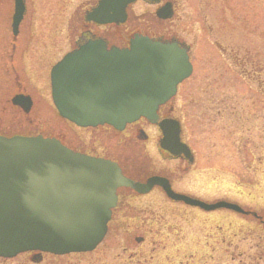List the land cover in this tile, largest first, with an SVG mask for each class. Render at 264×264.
Wrapping results in <instances>:
<instances>
[{
  "label": "rangeland",
  "instance_id": "rangeland-1",
  "mask_svg": "<svg viewBox=\"0 0 264 264\" xmlns=\"http://www.w3.org/2000/svg\"><path fill=\"white\" fill-rule=\"evenodd\" d=\"M78 1H43L34 17L26 20L29 26L23 31L24 42L32 51L24 58V65L18 69L16 65L11 87L18 83L33 93L34 100H41L35 85L37 89L48 87L45 69L73 40L68 12ZM177 1L179 18L174 22L130 17L126 26L128 32L141 28L149 32L151 26L150 34L165 30L190 46L192 72L179 85L175 102L176 115L183 120L184 138L197 154L196 169L188 175L186 188L207 199L222 198L262 212L264 0ZM153 7L142 1L132 5L136 14ZM121 30L115 28L113 32ZM2 83L0 101L4 104L8 85ZM44 99L50 113H40L37 120L46 122L48 118L54 123L58 117L51 109L52 101L48 94ZM157 200L164 203L162 197ZM159 206L141 214L159 220L152 226L138 221L110 222L102 241L90 252L44 253L37 263L22 253L0 257V264H264V228L255 222H244L227 210L161 211ZM115 215L119 220L122 214ZM137 237L143 239L137 241Z\"/></svg>",
  "mask_w": 264,
  "mask_h": 264
},
{
  "label": "water",
  "instance_id": "water-1",
  "mask_svg": "<svg viewBox=\"0 0 264 264\" xmlns=\"http://www.w3.org/2000/svg\"><path fill=\"white\" fill-rule=\"evenodd\" d=\"M134 1L98 0L86 19L118 24ZM18 21L19 13L13 28ZM190 73L186 49L175 41L135 35L127 47L107 49L104 41L88 39L52 66L51 97L61 117L81 126L121 129L144 117L160 128L162 149L188 156L178 121L160 119L157 109ZM155 183L170 199L205 211L247 213L224 199L207 202L174 192L156 177L136 183L116 163L75 153L52 138L0 135V257L33 252L30 261L37 263L44 252L92 251L106 233L116 188L146 192Z\"/></svg>",
  "mask_w": 264,
  "mask_h": 264
},
{
  "label": "flooded vegetation",
  "instance_id": "flooded-vegetation-1",
  "mask_svg": "<svg viewBox=\"0 0 264 264\" xmlns=\"http://www.w3.org/2000/svg\"><path fill=\"white\" fill-rule=\"evenodd\" d=\"M43 1L46 2V0H39L37 2L36 0H0V87L1 85L3 86L2 82H4V85H8V100L4 104L0 101V135L6 137L22 135L54 138L76 153L115 162L120 168L122 175L136 183L145 185L149 179L156 177L161 182L169 185L175 192L185 193L206 201L219 199H207L190 192L186 188L188 185V175L196 169L197 154L191 147V143L185 140L183 120L176 115L177 108L175 107V102L179 94V85L183 81L177 85L176 93L172 99L159 106L157 113L160 118L170 117L179 122L180 140L187 144L190 150L188 156L183 153L172 155L161 149L159 146L161 136L159 127L149 123L142 117L125 124L121 129H116L105 124L79 126L60 117L52 104L51 109H54L58 117L53 119L54 123L49 122L48 118L46 120L44 119L46 122H42L41 118L37 120L40 113H50V106H48L49 104H47L48 102L44 98L48 94L51 99L50 69L52 65L66 52L77 47L85 39H102L107 49H111L112 47H127L129 40L135 34L154 37L159 40L175 41L186 49L192 64L190 46L185 44L176 34H167L165 30H159L156 34H150L152 26L148 27L150 28L149 32L143 28L131 32L127 31L126 24L130 17L139 18L148 16L157 22H174L175 19L179 18L178 12L180 8L178 1L135 0L134 3L142 1L154 7L152 10H144L136 14L133 12L132 5L134 3H132L125 9L126 20L123 23L115 25L114 23L97 24L91 20H87L88 12L96 6L98 0H79L70 12H68V20H72L69 31L73 36V40H69L68 49L45 69V75L47 76L46 84H48V87L46 85L40 89L38 86L37 89L35 85L36 92H38L41 100H44L42 102L41 100H34L33 93L28 92V90H25V87H21L18 83H16V86L11 87V79L13 73L16 74L17 72L16 65L18 69V65L23 64L24 58L32 51V49L29 50L28 46H26L27 43L24 42L25 36L23 31H27L29 26V22L26 20L34 17L36 10L42 6L39 4H42ZM35 2L38 6L34 4ZM19 8L21 9L20 12L18 11ZM18 13L19 21L17 26L13 28V18L17 17ZM115 28H123V30L115 33L113 32ZM260 93L264 96V85ZM27 99L29 104L26 106ZM115 193L116 200L111 210L108 224L113 221L136 224L138 221L139 224L144 226H152L159 220L156 218H144L141 217V214H146L149 211L152 212L150 209L154 208L155 205H161L159 206L161 211H166L170 208H179L182 210L196 209L204 213L226 210L214 209L203 211L198 207L184 204L181 201L171 200L159 183L152 185L146 192H139V190L132 187L119 186ZM158 197L159 199L161 197L164 198L163 204L157 202ZM151 198H154L156 201L153 200L154 202H150ZM244 210L248 211V213L236 214L241 216L244 222L249 220V222H255L257 227L264 228V211L257 212L254 210V213L253 210L248 208H244ZM129 211L137 212V214L134 213L132 216L125 214ZM229 212L235 214V212ZM116 213L122 214L119 216L120 218L118 217L119 220H115Z\"/></svg>",
  "mask_w": 264,
  "mask_h": 264
}]
</instances>
